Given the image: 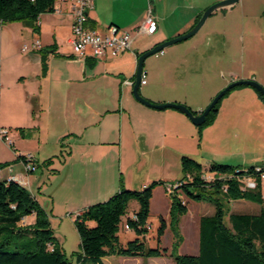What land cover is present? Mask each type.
<instances>
[{"label":"crops","instance_id":"0c3cea01","mask_svg":"<svg viewBox=\"0 0 264 264\" xmlns=\"http://www.w3.org/2000/svg\"><path fill=\"white\" fill-rule=\"evenodd\" d=\"M222 1L95 0L89 12L90 28L106 34L116 26L134 38L131 52L101 61L73 54L70 40L77 0H58L55 13L39 18V32L22 22L0 23L1 102L5 98L20 107L16 122L4 125L0 121V127L23 130L11 144L0 142V164H10L0 170V181L15 178L26 188L40 183V177L26 174L19 157L32 153L38 165L52 160L50 167L60 164L53 170L54 177L69 179L79 187L80 215L108 201L122 185L127 190L140 180L148 188L151 184L142 177V170L149 164L165 170L177 159L181 167L182 157L190 156L206 161L208 167L217 164L247 170L263 165L260 156L237 157L231 149L221 150L218 159L203 157L200 150L212 127L200 136L183 113L148 108L135 100L133 87L125 86L136 80L141 55L189 33L210 7ZM150 14L158 25L152 36L138 32ZM37 41L40 49L34 47ZM163 53L157 67L149 69L150 82L139 90L153 104L183 105L199 116L234 82L255 81L264 87V0H239L215 11L190 41ZM213 74L217 81L210 87L199 89L190 81L191 76L207 80ZM222 125L232 129L224 130ZM213 126L226 144L241 135L263 140L264 102L253 88H236L223 99ZM192 143H196L194 152ZM34 222L32 216L22 224Z\"/></svg>","mask_w":264,"mask_h":264},{"label":"trees","instance_id":"16d2710c","mask_svg":"<svg viewBox=\"0 0 264 264\" xmlns=\"http://www.w3.org/2000/svg\"><path fill=\"white\" fill-rule=\"evenodd\" d=\"M57 2L58 0H0V23L22 22L39 32V18L55 13ZM255 91L264 102V97ZM223 99L207 117L206 123L197 127L200 136L205 128L215 123ZM22 158L21 156L18 160ZM51 165L52 160H49L39 164L38 168ZM9 166L10 164H0V170ZM181 168L184 178L176 183L179 187L170 194V217L173 226L176 224L177 235L179 220L189 212L180 192L195 202H211L215 213L201 218L199 255H170L174 264H264V197L261 182L259 181L256 190L244 191L235 179L207 181L204 177L208 174L232 175L237 170H244L212 164L209 173H205L200 163L186 156L181 159ZM247 170L252 171L253 168ZM158 185L163 183H153L142 192L126 190L122 185L120 191L108 201L91 206L76 216L75 227L81 251L74 254L71 260L55 238L47 212L33 194L17 182L0 181V264H104V260L112 256L147 260L166 258L169 256L167 249H151L145 240L151 201ZM241 200L261 206V212L258 215L232 214L228 226L225 223L227 205ZM133 201L139 204V211L134 218L127 220V227L137 238L124 248L120 245L118 234L122 219ZM32 216H35L34 224H22L24 219ZM92 223L94 227L90 226ZM166 228V222L161 219L159 242Z\"/></svg>","mask_w":264,"mask_h":264},{"label":"rangeland","instance_id":"374dc122","mask_svg":"<svg viewBox=\"0 0 264 264\" xmlns=\"http://www.w3.org/2000/svg\"><path fill=\"white\" fill-rule=\"evenodd\" d=\"M65 35H67V32H65ZM26 39L30 40L31 37ZM190 40H187V42ZM159 59L160 58H158L157 55H154L145 61L144 73L148 74V82H150L149 69H151L152 67L156 68ZM202 79L203 78H201L200 76L190 77L191 83L193 85H196L199 89L204 87H210L211 85H213V83L217 81L215 74H213L212 76L209 75L207 80ZM141 90H143L142 87ZM226 97L224 99H226ZM18 108H20L18 105L14 104L12 101H7L5 98L1 102L0 96V121L4 125L15 123V117L19 113ZM11 109L15 110V112H12ZM213 125L205 128V130H207L212 127V129L209 130L211 131V133L208 132L207 134V144H204L202 149L200 150V153L203 157H207L210 159H218L220 158V156H222L220 153L221 150L226 151L231 149L237 151V157H243L244 155H247L248 157L260 156L264 159V139L255 140L252 138H246V136L241 135L239 140L233 139L231 141L229 139L232 143L226 144V142H221V139L218 137L217 134L218 129ZM221 128L224 130L232 129L224 128L223 125ZM1 130L5 132L8 140L11 142H14L16 134L21 135L22 133L20 130H13L9 127H0V131ZM195 144L196 143H192V146L190 147L191 152H194V150H196ZM29 146L30 145H26V147ZM27 155H32L37 158L32 153H26L25 156ZM55 159L59 160L58 158ZM40 160L41 162L44 161L43 159ZM197 162H200L201 165L207 168L205 169L206 171L204 170L205 173H209L210 167L212 165L208 167L209 164L205 163L206 161L198 160ZM114 164L115 165L113 167V171L115 174H117L118 164ZM59 165L60 164L56 163L55 167L38 168L35 173L30 175L26 173L28 176L32 175L41 178L40 183H32V185L27 186V189L33 194L35 198L41 201L40 205L44 208V210L49 216V220L54 231L55 238L58 240L63 252L67 255L69 259L72 260V256L81 251V242L79 234L75 227V219L78 212L77 210H79L78 207L81 204L76 196L79 187L75 185L74 181H71L66 178L54 177L56 174L53 170L54 168L59 167ZM120 174L121 173H119V175ZM126 176L128 178V175ZM143 176H146V179L150 181V184L164 182L163 185H158L154 189V202L148 220V234L146 235L145 240L147 242L148 247L151 249H167L169 256L166 257L164 260L159 261H151L149 259L147 260L141 258H125L112 256L105 259V264H174L173 260L170 258V255L198 256L200 253V221L203 216H212L215 213L214 205L209 201H192L191 199L183 195L182 192H180L182 199L186 202L188 206L189 212L187 215L181 217V219L179 220V233L177 235V233L175 232L176 224H174L173 226V221L170 217L171 198L168 194L166 186L168 185V182L170 186H174V183L171 182L177 183L179 180H182L184 178V174L182 173L179 161H177V159L174 160L167 166L165 170H161L156 166L150 168L149 164L148 166H145L142 170V177ZM165 180H167V183H165ZM141 182L142 181L140 180L134 181L132 184H130L131 188L127 190L135 192L144 191L146 188L142 187ZM262 194L264 197V181ZM261 209V206L246 200L232 202L227 205V217L225 219V223L228 226L230 225L229 218L232 214L258 215L260 214ZM138 211L139 204L136 201H133L129 205L127 215L122 219L118 237L120 245L124 248H126L130 242L136 240L137 238L136 234L127 228V220L129 218H134L135 213ZM161 219H164L167 228L165 234L162 236L161 241L159 242L158 232L161 227ZM94 226L95 225L92 223L91 227Z\"/></svg>","mask_w":264,"mask_h":264},{"label":"built area","instance_id":"2783aa9c","mask_svg":"<svg viewBox=\"0 0 264 264\" xmlns=\"http://www.w3.org/2000/svg\"><path fill=\"white\" fill-rule=\"evenodd\" d=\"M94 1L95 0H77L74 5L72 35L70 40L73 54L80 58H93L101 61L107 57L117 58L124 53L131 52L134 42L132 34L122 31L116 26L109 27L106 34H102L89 27V12L94 8ZM157 30L158 25L150 14L141 28L138 29V32L152 36ZM34 47L40 49L41 42L37 41ZM24 50L27 49L25 48ZM163 54L162 51L158 53L157 56ZM134 84L135 81H127L125 86L134 87ZM146 84L147 76L143 72L141 76V87ZM0 140L11 144L3 130L0 131ZM22 157L21 162L26 173L28 175L35 173L38 170L36 158L32 155ZM204 178L207 181H213L215 179L220 181L235 179L241 184L244 191H252L258 188L259 181L263 184L264 164L253 168L252 171L244 170L240 172V170H237L235 174L232 175L208 174ZM10 181L17 182V179L10 178L8 182ZM178 187V185L168 186V194H172Z\"/></svg>","mask_w":264,"mask_h":264},{"label":"water","instance_id":"95a60500","mask_svg":"<svg viewBox=\"0 0 264 264\" xmlns=\"http://www.w3.org/2000/svg\"><path fill=\"white\" fill-rule=\"evenodd\" d=\"M239 0H225L220 3L215 4L214 6L210 7L202 16L199 23L187 34L178 37L176 39H173L171 41H168L160 46L155 47L151 51H148L141 55L138 59V67H137V73H136V80L133 87V96L136 101L141 103L142 105L155 109V110H167V109H173L180 111L183 113L194 126L201 127L206 123L207 117L210 115V113L215 109V107L218 105V103L226 96L227 93L232 91L233 89L239 88V87H251L255 90H257L263 97H264V87L258 84L255 81H237L229 85L226 89H224L220 94L217 95V97L212 101V103L208 106V108L201 113V115L196 116L189 108L183 105L179 104H165V105H156L152 102L148 101L144 97L141 96L139 90L141 88V76L144 71V64L145 61L154 56L158 53L164 51L165 49L174 46L176 44L185 42L187 40H190L194 36H196L199 31L202 29V27L205 25L206 21L211 17V15L220 9L231 7L235 4H237Z\"/></svg>","mask_w":264,"mask_h":264}]
</instances>
